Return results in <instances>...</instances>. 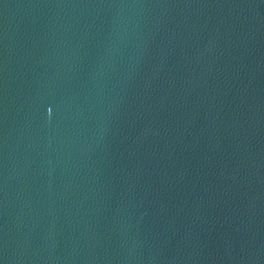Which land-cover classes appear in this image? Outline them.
<instances>
[{"label":"water","instance_id":"obj_1","mask_svg":"<svg viewBox=\"0 0 264 264\" xmlns=\"http://www.w3.org/2000/svg\"><path fill=\"white\" fill-rule=\"evenodd\" d=\"M0 264H264V0H0Z\"/></svg>","mask_w":264,"mask_h":264}]
</instances>
